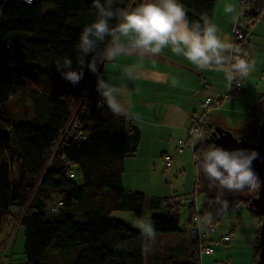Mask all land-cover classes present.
Returning a JSON list of instances; mask_svg holds the SVG:
<instances>
[{
	"label": "trees",
	"instance_id": "trees-1",
	"mask_svg": "<svg viewBox=\"0 0 264 264\" xmlns=\"http://www.w3.org/2000/svg\"><path fill=\"white\" fill-rule=\"evenodd\" d=\"M132 1L0 0V228L3 231L9 219H21L26 264H45L41 258L53 253L59 261L52 264H201L206 243L181 229L179 211L188 207L189 219L198 214L205 227L216 228L230 207L249 204L259 194L253 172L242 174L247 198L213 194V130L207 122L217 107L209 111L203 128L209 132L194 149L200 158L195 191L203 197L201 209L191 202L163 207L164 199L124 187L125 160L137 154L141 132L103 102L99 65L126 10L144 0ZM178 4L188 28L208 36L216 0ZM240 5L246 27L238 56L249 73L250 28L262 18L264 0H239ZM26 99L33 115L27 108L23 113L9 110L13 100ZM259 124L248 126L242 138L257 142ZM59 202L63 206L53 211ZM146 208L164 209L165 216L155 212L151 218V233L180 237L177 244L159 242L158 237L148 243L113 217L116 211H130L140 218ZM248 211L260 229L261 212L251 207ZM259 229L254 264L261 251Z\"/></svg>",
	"mask_w": 264,
	"mask_h": 264
},
{
	"label": "crops",
	"instance_id": "crops-1",
	"mask_svg": "<svg viewBox=\"0 0 264 264\" xmlns=\"http://www.w3.org/2000/svg\"><path fill=\"white\" fill-rule=\"evenodd\" d=\"M222 2L223 5L218 7L216 0L211 30L203 37L188 28L178 0H144L140 6H130L126 10L107 47L99 65L102 100L110 110L130 120L141 132L137 154L125 160L123 185L127 190L144 189L148 198L159 199L186 198L195 193V187L191 191L185 181L170 191L163 185L155 186L149 179L142 187L140 176L144 172L155 174V168L163 163L167 168L174 166L171 175L176 176V180L179 178L177 165L187 168L188 163L182 159L186 152L177 153L178 141L195 145L188 137L190 117L204 110L202 104L208 96L221 97L230 84L228 67L222 62L215 64L212 58H226L230 53L234 27L238 24L239 0ZM253 62L254 59L248 74L255 65ZM248 77L245 76L240 93L231 101L221 102L209 113V130L222 127L242 138L248 126L261 122L257 114L260 115L264 107V99L260 100L264 94V73L254 81L257 90L262 87L259 93ZM254 94L260 106L257 111L253 108ZM205 130L203 134L209 132ZM201 138L199 135L198 140ZM166 156L172 158L170 166H167ZM174 158L179 159L174 162ZM187 209H181L182 213ZM232 211L216 229L222 227L224 235H231L230 251L236 252L244 249L238 243L236 228H255L257 236L259 226L249 211L250 216L240 218L241 205L233 206ZM158 214L165 216V213ZM228 227L232 229L228 230Z\"/></svg>",
	"mask_w": 264,
	"mask_h": 264
},
{
	"label": "rangeland",
	"instance_id": "rangeland-1",
	"mask_svg": "<svg viewBox=\"0 0 264 264\" xmlns=\"http://www.w3.org/2000/svg\"><path fill=\"white\" fill-rule=\"evenodd\" d=\"M222 1L226 0H217V6L220 7L223 5ZM48 8H51L49 6ZM261 27H264V13L261 19L257 21L256 24L251 26V33H252V43L254 46H252V54L254 59V66L252 65L251 74L254 73L255 75L247 74L248 81L250 82L251 86H255L256 92L259 91L262 92V87L257 90L256 82H254L256 79H260V76L264 73V29H261ZM259 49V50H258ZM259 73V75H257ZM247 80V79H246ZM245 80V81H246ZM247 81V83H249ZM264 93V92H263ZM253 105L254 109H258V104L256 102L257 95L254 94L253 96ZM21 98V97H20ZM28 99H26L27 101ZM261 100V99H260ZM10 111H14L16 113H23L25 112V108H27L26 113L33 115V106L32 104L27 101L24 103H15L14 100L11 102V105L8 106ZM77 109V106H75ZM259 121H262L264 119V107L262 108V112L260 115H258ZM222 128V127H221ZM199 136H197L192 141L195 145L197 144ZM178 149V147H177ZM185 155L182 157L183 160H185L188 163L187 168H184L183 166L177 165V171L179 174H176L179 176V178L176 180L173 175H171V172L174 169L173 168H167L163 163H161L160 166L155 168V174L150 173L146 174L145 172L141 174L140 185L143 187L146 181L149 179L151 180L152 184H155V186L163 185L167 188V190H174V186H180V184L185 181L187 183V186L190 187L191 191L194 189L195 185H197L198 181V168L194 159L193 152L191 150V145H188L185 151ZM175 159V158H174ZM179 159V158H178ZM177 158L174 160V162L178 160ZM208 162H212L211 156L207 158ZM172 163V161H171ZM176 165V163H175ZM187 165V164H186ZM183 167V168H182ZM187 171L185 172L184 171ZM212 172V171H211ZM210 176L212 178L213 182V194L216 196H225L229 193H237L240 196L246 197L248 196V191L245 185V176L241 175L235 180L231 181H223L215 177L213 173H210ZM172 185V187H171ZM143 191V192H142ZM141 193H146V190L140 189ZM170 196L171 194H167ZM191 195V194H190ZM168 196H161V197H168ZM189 196V194H188ZM194 196H191L193 198ZM166 198H164L165 200ZM163 200V199H162ZM202 202L203 197L201 195L197 196V206H200V209L202 208ZM148 206V205H147ZM233 210V207H230L227 212L225 213L224 217H227V215ZM154 212H161L165 213L164 209H145L144 214L140 218H136L130 211H116L113 214V217L117 218L119 221H121L123 224L127 225L128 227L132 228L133 230L141 233L145 240L148 241V243H151L155 241V238L158 237L159 242L167 240L171 242L172 244H177L179 242L180 237H160V235H154L151 233V218L155 217ZM181 213V219H180V227L184 232H187L190 230V223L189 221V211L188 209L182 213V211H179ZM247 214V215H246ZM248 209L247 206H245L243 203L241 204V213L240 218H246L248 215ZM157 215V214H156ZM235 213L232 211V216L235 218ZM222 218V219H223ZM21 220V219H20ZM20 220H14L9 219L7 220V223L9 224L6 228L1 230V244L4 246L3 248H0V264H26L27 262V256L25 254V237H24V231L20 227ZM228 230H231V227L227 228ZM238 232H235V235L238 234V243L240 246H242L244 249L238 250L236 252H231V246L233 243H229L228 245H222L218 242L221 240V238L224 236L225 231H223V228H217L215 229L211 234L208 235V240H212L210 242V245L214 249V254L208 255L205 253H202L201 256V264H253L254 261V247L252 249H245L247 246L252 247V245L255 244L256 237L255 236V228H247V227H237ZM242 238V241L241 239ZM221 253H223L221 255ZM55 254V253H53ZM53 254L43 256L41 258V261L45 264H52L54 261H59V255L54 256ZM71 254L70 257H72L73 253L72 251L69 253ZM67 258H70L69 255H67Z\"/></svg>",
	"mask_w": 264,
	"mask_h": 264
},
{
	"label": "built area",
	"instance_id": "built-area-1",
	"mask_svg": "<svg viewBox=\"0 0 264 264\" xmlns=\"http://www.w3.org/2000/svg\"><path fill=\"white\" fill-rule=\"evenodd\" d=\"M26 2H31L32 0H25ZM245 9L239 6L238 10V24L234 27V32H233V42L231 45V50L229 55L225 58L213 56V61L215 64H221L224 63L230 72V84L227 87V90L225 94H223L219 98H214L211 96H208L205 102L202 104V107L204 109V112L201 116L197 117H192L190 120V124L188 127V137L189 140H194L197 136L203 135L204 133V126L207 122L208 119V113L209 111L214 108V107H219L221 105V102L223 101H231L233 97L242 91L243 87V81L245 76L248 74V69L244 66L241 65L239 62V54H240V48L239 44L242 40L245 39V27L246 25L242 24L241 16H242V11ZM208 88V86H206ZM82 103V101H81ZM78 104V105H81ZM101 105V103H99ZM77 108H80L77 106ZM66 138V134L63 135L62 140L64 141ZM189 145L188 141L180 140L178 141V149L177 153L182 154L185 152L187 146ZM191 148L193 150V153L195 155V161L196 163L200 161V158L197 154H195L194 149L195 145H191ZM165 160L167 162V166L171 165L172 158L170 156H166ZM71 177L74 178L75 174L72 173ZM191 198V197H190ZM170 198L166 199L163 201V207H169V208H174L176 203L180 204H185V203H194L196 206V209L198 210L197 206V197L194 198ZM63 203L59 202L54 208L53 211H56L58 208L62 207ZM203 224V220L200 218L198 214L193 216V218L190 219V230L191 233L197 237L200 241H203L206 243V245L202 248V253L211 255L214 254V249L210 245V241L208 240V235L211 234L216 228L211 227L209 225H206V227ZM232 237L231 235H224L221 240L218 242L219 244L222 245H227L231 241Z\"/></svg>",
	"mask_w": 264,
	"mask_h": 264
},
{
	"label": "water",
	"instance_id": "water-1",
	"mask_svg": "<svg viewBox=\"0 0 264 264\" xmlns=\"http://www.w3.org/2000/svg\"><path fill=\"white\" fill-rule=\"evenodd\" d=\"M211 140L214 144L211 155L212 173L215 177L225 182L235 180L246 172H253L258 177L259 194L248 207L262 214L263 220L259 229L261 251L257 264H264V119L259 124L257 142L249 143L221 127L214 128Z\"/></svg>",
	"mask_w": 264,
	"mask_h": 264
},
{
	"label": "clouds",
	"instance_id": "clouds-1",
	"mask_svg": "<svg viewBox=\"0 0 264 264\" xmlns=\"http://www.w3.org/2000/svg\"><path fill=\"white\" fill-rule=\"evenodd\" d=\"M213 132V131H212ZM202 135H200V137H201ZM195 147H196V145H195ZM191 196H194V197H197L198 195H197V192L195 191V193H193ZM190 195L189 196H185V197H187V198H190L191 197ZM248 207V206H247ZM249 208V207H248ZM189 223H190V219H189V221H188Z\"/></svg>",
	"mask_w": 264,
	"mask_h": 264
}]
</instances>
